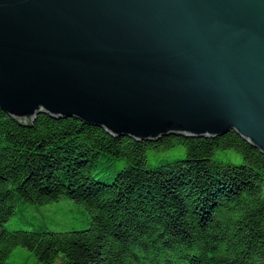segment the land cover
<instances>
[{
  "label": "water",
  "instance_id": "1",
  "mask_svg": "<svg viewBox=\"0 0 264 264\" xmlns=\"http://www.w3.org/2000/svg\"><path fill=\"white\" fill-rule=\"evenodd\" d=\"M0 109L264 155V0H0Z\"/></svg>",
  "mask_w": 264,
  "mask_h": 264
},
{
  "label": "trees",
  "instance_id": "2",
  "mask_svg": "<svg viewBox=\"0 0 264 264\" xmlns=\"http://www.w3.org/2000/svg\"><path fill=\"white\" fill-rule=\"evenodd\" d=\"M60 201L79 227H8ZM0 264H264V155L233 130L138 142L0 109Z\"/></svg>",
  "mask_w": 264,
  "mask_h": 264
},
{
  "label": "rangeland",
  "instance_id": "3",
  "mask_svg": "<svg viewBox=\"0 0 264 264\" xmlns=\"http://www.w3.org/2000/svg\"><path fill=\"white\" fill-rule=\"evenodd\" d=\"M28 216L35 220H30L32 222L40 225H48L53 230L59 231L70 230L75 226L79 227L78 224L83 223L84 218L82 213L78 212L71 202L60 201L39 209L28 208L26 212H23L19 216L17 215L8 227H19L20 224L14 223V220L18 222L28 221Z\"/></svg>",
  "mask_w": 264,
  "mask_h": 264
},
{
  "label": "bare ground",
  "instance_id": "4",
  "mask_svg": "<svg viewBox=\"0 0 264 264\" xmlns=\"http://www.w3.org/2000/svg\"><path fill=\"white\" fill-rule=\"evenodd\" d=\"M136 141V140H135ZM143 141H145V140H143ZM138 142H141V141H138Z\"/></svg>",
  "mask_w": 264,
  "mask_h": 264
}]
</instances>
